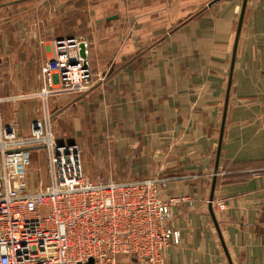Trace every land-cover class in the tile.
Segmentation results:
<instances>
[{
  "label": "crops",
  "instance_id": "0c3cea01",
  "mask_svg": "<svg viewBox=\"0 0 264 264\" xmlns=\"http://www.w3.org/2000/svg\"><path fill=\"white\" fill-rule=\"evenodd\" d=\"M212 1L0 0V124L27 135L47 105L86 170L167 178L182 240L166 264H264V0L247 1L233 69L244 0ZM76 35L93 84L45 101L52 38Z\"/></svg>",
  "mask_w": 264,
  "mask_h": 264
},
{
  "label": "built area",
  "instance_id": "2783aa9c",
  "mask_svg": "<svg viewBox=\"0 0 264 264\" xmlns=\"http://www.w3.org/2000/svg\"><path fill=\"white\" fill-rule=\"evenodd\" d=\"M82 42L77 36L55 39V57L41 68L38 94L45 101L52 93L90 89L92 66L80 53ZM30 147H43L49 157L50 182L36 192L14 187L8 166L9 158L23 160ZM168 181L91 179L79 147L57 144L47 105L27 135L0 124V264H119L121 255L138 264H166L164 251L182 240L173 224L174 198H163Z\"/></svg>",
  "mask_w": 264,
  "mask_h": 264
},
{
  "label": "rangeland",
  "instance_id": "374dc122",
  "mask_svg": "<svg viewBox=\"0 0 264 264\" xmlns=\"http://www.w3.org/2000/svg\"><path fill=\"white\" fill-rule=\"evenodd\" d=\"M76 36L78 37L80 35H76ZM56 38L57 37L52 38L53 45ZM93 79H94V72H93ZM92 84H93V80L90 83V85ZM54 126L55 124L53 123V129ZM53 131L55 132L56 130ZM54 134L55 135L57 134V136L58 134L62 135L60 129H58V132H55ZM55 140H56V136H55ZM81 157L83 158V155H81ZM11 158L12 159L10 158L8 159V166H9V170L11 171V181L14 187L21 190L26 189L29 192H36L40 190L42 186L49 184L50 168H49V157L46 150L44 149H40L36 151L31 150L30 152L25 153L23 160H20L18 155H14ZM83 170L85 174L93 180L103 179L105 177L101 170L99 171L97 170L96 172L94 168H90L89 170H86L84 166H83ZM105 178H107V180H122L120 178H115L113 176H108ZM119 264H135V259L134 258L132 259L130 256L127 255H121L119 258Z\"/></svg>",
  "mask_w": 264,
  "mask_h": 264
},
{
  "label": "water",
  "instance_id": "95a60500",
  "mask_svg": "<svg viewBox=\"0 0 264 264\" xmlns=\"http://www.w3.org/2000/svg\"><path fill=\"white\" fill-rule=\"evenodd\" d=\"M219 0H213L209 5L212 6L214 3H216ZM247 1L248 0H244L243 1V6H242V10H241V14H240V18H239V23H238V29H237V36H236V42H235V50H234V56H233V60H232V69L234 67L235 64V54H236V48H237V44H238V40H239V36H240V32H241V27L243 24V18H244V14H245V8L247 5ZM81 55L83 57H87V52H86V44L84 42L81 43ZM230 88H231V80L229 82V88H228V96H229V92H230ZM227 107H228V99L225 105V111H224V116H223V121H222V126H221V134H220V140H219V147H218V152H217V160H216V167H215V173H214V183L212 186V194L209 200L210 203V211H211V215L212 218L215 222V224L217 225V228H219L218 223H217V219L215 216V212L213 209V201H214V190H215V184H216V178H217V172H218V166H219V158H220V153H221V145H222V140H223V133H224V128H225V119H226V113H227ZM43 147H41L42 149ZM35 147H30L27 148L26 150H35Z\"/></svg>",
  "mask_w": 264,
  "mask_h": 264
}]
</instances>
